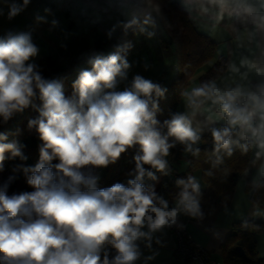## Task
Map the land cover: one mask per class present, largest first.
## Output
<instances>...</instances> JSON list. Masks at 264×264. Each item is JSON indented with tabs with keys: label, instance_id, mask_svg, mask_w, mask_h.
<instances>
[{
	"label": "clouds",
	"instance_id": "obj_1",
	"mask_svg": "<svg viewBox=\"0 0 264 264\" xmlns=\"http://www.w3.org/2000/svg\"><path fill=\"white\" fill-rule=\"evenodd\" d=\"M28 3L23 0L24 6ZM22 7L13 4L9 18ZM36 53L26 34L0 40V118L6 122L14 112L22 111L38 90L40 115L29 121V128L35 127L43 141L40 162L35 168L24 169L31 173L27 183L35 190L8 196V184L0 187V254L7 264H132L139 256L134 241L145 235L141 227L147 223L150 230H157L170 221L175 223L177 215V209L166 210L164 200L159 201L161 207L154 205L155 194L148 193L141 181L145 175L155 176L144 165L163 172V157L174 146L168 143L169 136L185 143L188 151L199 137L183 114L164 121L168 132L161 134L153 94L163 96L165 89L150 80L136 76L130 89L104 91L114 89L117 77H123L129 67L119 54L90 61L91 70L81 71L75 81L76 97L68 99L57 81H46L33 65L25 66ZM214 90V84L205 85L191 95L211 97ZM232 99L229 95L228 102L222 103V111L230 124L247 125L248 117L233 109ZM212 135L216 151L228 148L227 128L213 130ZM135 144L141 149L134 158L135 179L129 180L127 187L117 183L98 189V177L87 166L106 167ZM259 147L264 149V140ZM6 151L25 159L15 144L0 143V161ZM54 159L59 163L53 165ZM177 184L183 186L178 207L198 216V183L189 177ZM105 243L117 250L111 261L107 254L101 261Z\"/></svg>",
	"mask_w": 264,
	"mask_h": 264
},
{
	"label": "crops",
	"instance_id": "obj_2",
	"mask_svg": "<svg viewBox=\"0 0 264 264\" xmlns=\"http://www.w3.org/2000/svg\"><path fill=\"white\" fill-rule=\"evenodd\" d=\"M188 12L197 31L208 35L216 43L214 57L196 70L181 94L176 114L188 118L190 127L200 134L208 133L216 124L222 123L236 129L245 126L253 139V151L263 156L260 164L248 166L238 177L236 189L229 204H218L211 213L203 212L192 216L182 207H178L179 198L167 202V211L177 209L175 223L171 221L157 230H150L145 223L138 237L139 256L132 264H186L174 253L177 235L175 225H183L187 234L196 243L204 246L219 264H229L223 256L221 244L232 232L233 224L242 220H264V209L251 200L246 190L249 181L253 184L264 173V149L259 147L264 140V0H178ZM15 4L23 6L14 17L9 18L10 8ZM133 8L119 0H29L24 6L23 0H0V40L9 36L26 34L37 48L36 55L25 62V66L41 57L63 56L74 49L92 46L117 35L133 17ZM31 26L29 25L30 23ZM154 28V27H153ZM141 31V30H140ZM135 35L130 56L141 45L136 62L139 67L151 65L155 83L164 79L170 81L176 73V56L171 43H161L155 29L150 42ZM140 39L141 42H136ZM91 40V41H90ZM81 42H88L81 44ZM224 57L228 60L225 72L207 85H215L211 97H192V91L203 87L200 77L208 68ZM80 64L76 65V67ZM91 69V68H90ZM233 97L232 107L248 117V124L232 125L229 117L222 111V103ZM223 96V101L217 97ZM255 133V134H254ZM178 154V155H177ZM167 157L170 171L180 173L188 166L186 150ZM193 178L199 188H205L199 170L193 172ZM157 207H161L160 203ZM259 256L264 258V231L256 234ZM264 264V263H263Z\"/></svg>",
	"mask_w": 264,
	"mask_h": 264
},
{
	"label": "trees",
	"instance_id": "obj_3",
	"mask_svg": "<svg viewBox=\"0 0 264 264\" xmlns=\"http://www.w3.org/2000/svg\"><path fill=\"white\" fill-rule=\"evenodd\" d=\"M149 5L150 11L136 13L134 10L133 18L127 22L117 35L105 41L97 42L92 46L71 50L63 56L53 57L44 56L36 60L31 65L34 71L39 73L46 81H57L61 86L66 98L76 97L74 88L75 81L79 75L68 78L67 74L74 69L77 64L85 63L92 67L90 61L97 57L106 58L111 54H119L122 58H127L132 49V41L139 30L141 22L147 15H156L160 26H155V32L161 43L173 44L176 56V73L170 81L160 79L156 82L161 88L165 89L163 96H155L153 100L157 104L155 119L158 121L157 127L162 135H167L168 129L164 121L170 120L177 109L180 97L192 75L197 69L207 64L215 55L216 43L212 39L196 30L192 24L188 12L180 5L178 0H144ZM168 5L166 8L165 5ZM169 10H174L180 19L175 22L171 19ZM32 22L29 24L31 26ZM228 60L219 57L218 60L207 69L200 77L202 86L207 85L219 75L223 74L227 68ZM41 106L39 92L31 99V103L22 111H16L5 122L0 118V143H13L19 147L25 159L12 157L10 151L4 153L2 176L0 177V187L8 184L7 195H19L24 192H32L35 189L28 185L27 179L31 175L24 169L35 168L40 162V147L43 141L35 127L29 128V121L37 119L40 115L38 109ZM229 130V146L221 147L216 151V142L212 135L213 130ZM199 137L196 143L192 144V151L186 150L185 143H181V151L186 150L184 157L188 162L185 171L176 173L168 168L170 164L167 157L174 154V160L179 156L175 146L169 148L168 155L163 157L166 161V168L163 172L156 170L155 179L147 177L141 181L148 193H154V205L157 207L160 200L172 202L180 198L183 190L182 185H178V180L187 182L189 177H193V172L199 170L201 178L205 183V188H199V193L195 194L199 207L203 212L211 213L218 204H229L236 189V182L239 175L248 167L261 163L263 156L253 151V139L249 136L245 126L233 129L226 124H216L208 133L200 134L193 130ZM174 137H168V143L173 144ZM190 143V142H189ZM141 154L139 144L126 149L114 162L109 163L101 177L97 180V188L105 189L114 184L120 183L128 186V181L135 179V156ZM219 159V162L217 160ZM53 165L58 164L59 160L54 159ZM92 174L95 175V168L89 166ZM148 171L151 165H144ZM55 172V168H53ZM246 190L250 193L251 200L258 207L264 209V173L253 184L249 181ZM191 192V189H189ZM153 215L152 213H149ZM264 231V220H242L233 224L232 232L221 244L224 259L229 264H263L264 258L259 256L257 248L256 234ZM242 245L247 257H241L235 252L236 245ZM105 254L111 261L118 254L117 250L109 243L101 247V261ZM0 264H7L0 254Z\"/></svg>",
	"mask_w": 264,
	"mask_h": 264
},
{
	"label": "rangeland",
	"instance_id": "obj_4",
	"mask_svg": "<svg viewBox=\"0 0 264 264\" xmlns=\"http://www.w3.org/2000/svg\"><path fill=\"white\" fill-rule=\"evenodd\" d=\"M165 6H166V8L168 7L167 4ZM169 14H170L171 19L173 21L180 22V19L177 16L176 11L169 10ZM133 16H134V14H133ZM156 25L160 26L159 20L156 17V15L152 14V15L145 16L144 20L141 22V24L139 26V30H138V31L141 30L140 36H142V38L145 37V40H147V42H150L149 38H152L153 29H154L153 27H155ZM160 30L163 33V29L161 28V26H160ZM136 42H141V40L137 39ZM85 43H88V42H81V44H85ZM140 49H141V45L138 44L136 46V52L134 54H132L131 58L128 59V57L130 55L127 58H125L129 64L128 69L125 70V75L123 77H117V83H116L115 88L114 89H105L104 90L105 92H109V91L122 92L125 89H130L132 82H133V79L136 76H141L144 79H148V78L158 79L160 77L159 76L158 78H155V75H156L155 70L151 69L152 64L147 66V67L143 64V65H140L141 66V68H140L139 65L136 63L138 61V59H136V56L137 55L139 56ZM90 68H91L90 65H87L85 63L80 64L77 67H75L74 69L70 70L67 74V77L73 78V77L79 75L80 72L83 70H91ZM173 144L177 150L181 149V146H182L181 142L176 140L175 137L173 139ZM87 167L89 168V166H87ZM95 169H96L95 170V176H97L99 179L101 177V175L103 174L105 167H99V168H95ZM156 170L157 169L151 167L148 171H151L154 173ZM1 176H2V171L0 170V177ZM147 177L148 176L145 175L143 177L142 181L145 180Z\"/></svg>",
	"mask_w": 264,
	"mask_h": 264
},
{
	"label": "built area",
	"instance_id": "obj_5",
	"mask_svg": "<svg viewBox=\"0 0 264 264\" xmlns=\"http://www.w3.org/2000/svg\"><path fill=\"white\" fill-rule=\"evenodd\" d=\"M119 2L130 5L136 13L150 11L149 5L144 0H119ZM261 93L264 96V85L261 87ZM173 230L177 235V244L173 251L186 264H219L208 249L196 243L187 234L183 225H175Z\"/></svg>",
	"mask_w": 264,
	"mask_h": 264
},
{
	"label": "water",
	"instance_id": "obj_6",
	"mask_svg": "<svg viewBox=\"0 0 264 264\" xmlns=\"http://www.w3.org/2000/svg\"><path fill=\"white\" fill-rule=\"evenodd\" d=\"M235 252L241 257H247L246 251L242 245H239V244L236 245L235 246Z\"/></svg>",
	"mask_w": 264,
	"mask_h": 264
}]
</instances>
